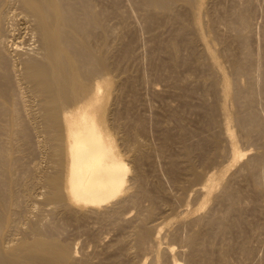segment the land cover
I'll list each match as a JSON object with an SVG mask.
<instances>
[{"label": "rangeland", "instance_id": "obj_1", "mask_svg": "<svg viewBox=\"0 0 264 264\" xmlns=\"http://www.w3.org/2000/svg\"><path fill=\"white\" fill-rule=\"evenodd\" d=\"M103 1H104V3H102ZM113 1L112 0H110V1L109 0H102V1L95 0V2H94L92 0L90 2V5H89V3L87 4L90 6V10L92 12L94 10H96V11L98 10V12H99L102 10V8H104V7L108 8L109 7L108 13L105 15V18L102 19V21H101V23L102 22L103 23L106 22V23L101 24L98 21L93 22L91 20L92 24L91 23L89 24L90 25L89 26L90 27V29H89L90 34L88 33L87 36L89 35L88 39H90V37L92 39H94V44H93V40H92V50L93 51H100V50L104 49V51H100V52H104V53L107 52L106 54H108V55H106V60H107L106 62L108 63V68H107L108 70L107 69L105 70L103 68L102 69L98 68L99 70L95 71L96 79H102V77H104L105 74L108 77L107 81H105V83H104L105 85L102 87L103 88L102 90L105 91L104 92L105 96H103L104 98H103V100H101L100 116H101V119L102 118L104 119V120L102 119V122L106 124L105 128L108 130V132H110V134H112V136L114 135L113 137L115 139L117 147H118L119 151L121 152L122 156L124 157V159L129 163L130 169H129V175H128V181H127L128 185L126 184L127 186H125L126 190L124 189V191H123L124 193L122 192L121 193L122 195H119L118 196L119 198L117 197L118 200L112 199V201H109L108 204L106 203L103 206H101L99 209H96V211L95 210L92 211L89 206H86L84 204H77L74 202L73 203L69 202L68 198H66L67 201H66V199L64 200V203L66 204L65 205L63 202L59 201L61 203L60 204L57 200L54 201V199L52 200V198H50V196L48 197V195H49L48 190L49 189H47V188H49V187L47 185H45V182H43V179L45 177L44 175H46L48 173L55 172L54 170L56 169V167H55L56 164H54L55 163V156L53 154L52 138H51V135L48 134L49 131L47 130V128L45 127V124H44L45 120L41 116L42 111H41V107H40V105H41L40 100L42 101V99H40V98H42L41 97L42 95L39 94V96H38V94L34 92V88H32L30 84L23 85L25 83L22 81H21L22 82V84H21L20 81L17 80V78H16L17 76L15 75V72L12 69V63L16 64L17 68H19L22 64L18 58L19 53H17V52H23V53L27 52V51L30 52L31 50L28 47H33L31 45H34V46L38 45L39 41H38L37 34L34 32L32 22L31 23L29 22L30 18L26 14L27 12L23 8H22L23 10L19 9V8H21V6L20 5L18 6L17 2L15 3V1H14L13 4L11 5L10 9H9L10 12L8 11L7 18H6V20H4V23L7 26L6 27L4 26L5 35L3 34L4 35L3 37H5V38H3V39H6V40H4V43L7 44V46L5 45L6 54H8L7 55V61H9V62L6 61L7 65H8L7 70L10 68L9 69L10 71H8V73L10 72V74L7 75V78L10 79L9 81H11L9 86H8L9 88L7 87V97L10 95L9 97H11V99L8 102H6V105H11L13 107L14 104H17V105L20 104L19 105V111L16 110L18 108L17 105L15 107H13L15 109V112L17 111L16 113H18V112L20 113V111L22 109H24L23 108L24 107V101L27 99L28 100V101L26 100L27 103L28 102L30 103V104H27V105H29L28 107H30V108H28L29 112H27L25 109V110H22L23 112L21 111V113H20L21 114L20 120L22 119V121L24 120L23 123L25 122L24 125L22 126L23 129H22V127H19L22 124L21 125L19 124V126L16 125L17 128L19 127L18 128L19 130L21 128V131H19V134H18L19 135L18 140H21V141H19V145H18L19 148L16 152L17 154H19V155L16 154L17 156H19L17 158H20V159H18L19 161L17 160V162H16L18 164V166L15 164L14 168L16 169V174L18 176H20L22 182L26 176L27 179L29 178V180H28V181H30L29 185L34 184V185H32L34 187L32 188V186L30 185L31 187H30L29 191L32 190L30 192V194H28L29 191H28V193L25 192L27 194H25L24 191H21L23 188L19 189V192L22 193L21 195H19V197H21V198H19L21 203H18L19 200H17L18 204L15 203L16 207L15 206L14 207L16 208L15 209L16 213H18V211H19L18 214L21 215V217H20L21 219L19 218L20 215H16L18 218H16L15 222H17L16 225L18 224V227L16 225H14L15 223L13 222L12 231H11V229H7V227L5 229H3L5 231L7 229L6 233L4 234L3 239L9 241L11 238H13V240H15L14 243L17 242V239L20 240L26 236H28V238L31 239V237L35 236L34 234H36V232L32 230L33 229L32 226L33 225L37 226V224L40 222L38 224L37 228L39 230H41L43 233L45 232L44 235H46L48 238L50 236V239L52 237V239L58 238V239L62 240V242L67 241L75 249V253L78 251L75 254L76 255L75 257H77L78 259L80 258L81 260L83 259L82 263H84V264H99V263L100 264H106V263L118 264V262H117L118 260H119V262H125L126 260L131 261L132 259L136 260L135 259L136 258V252L134 250H137L138 246L136 244V240H135L136 238H134L136 236L135 232H137L136 230L139 227L140 220L142 221V219L145 215L144 212L145 211L147 212L150 207H156L155 209L150 208V210H153L155 212H152L150 217L149 216H148V218L146 217L147 219H145V217H144V219L148 221L146 223L150 224V226H154L153 228H155V226H157V228L160 227L163 224L159 225V223H161L165 220L166 221H170V219L172 220L173 224L170 226L173 227V229L165 226V227H163L164 228L163 233L166 232L168 230V228H169L168 232H170L171 230H174V228L178 224H177V222H173V220L176 221L177 220L176 216L178 215V213L179 212L181 213V211L183 212L184 209H187L183 213L187 212L188 210L193 212V213H191L190 211H188V213L190 212L192 215L190 213L187 214L186 215L187 219L188 218L192 219L195 217H199V219H200L199 220L198 218H196V219H194V221L198 220L197 223L193 222L194 225H196L195 229L198 227L197 230L206 229V228H208V226H209V228H211L210 227L211 222L209 224V221L213 220L217 223L218 228L216 227V225H213V227L217 228V229L216 228H213V229L214 230L216 229V231H215L216 234L220 233V231H221V233L218 235H216L214 233L215 234L214 236H216L215 237L216 239H214V238L213 239L215 240L216 244H214L213 247L216 248V247H219L222 244H226V243L233 246L235 249H233L234 251L231 254L232 256L231 255L229 256V260H230L229 262L230 263H235V262H236L235 264H250V263L256 264V262H257V264L263 263L264 262V260H263L264 259V254H263L264 250H262V249H264L263 248L264 246L262 247V245H264V205H263L264 204V196H263L264 192H262V191H264V182H262V181H263V177H264L263 176L264 166L263 167L259 166V169H258L259 173H257V174H259L258 177H260L261 176L260 173L262 172L261 173L262 176L260 177V179L258 178V180H257V178H254L252 176V173H253L252 170L250 168H247V166H245L246 165L245 163L252 156L254 157V155L255 156L259 155V153L261 151L264 152V149H263V147H264V134L261 135V131L264 130L263 129L264 127L262 128V130L260 132L259 131H257L256 133L254 132L255 134L253 133L252 136H249V135L245 134L246 130L244 129L243 126H241V123L238 121L237 114L242 115V116H246L247 111H248L247 108L249 107V101H247L246 99L250 100V98H252L253 96L258 97V95L260 96L261 94L264 93L262 90V88H264V72H263L264 69L260 67V65L264 67V61H263L264 60V57H263L264 56V46H263L264 45V34L263 33L264 32H262V29L264 31V27H263L264 26V0H197V1L195 0L197 2V3L195 2L196 5L194 4L193 0H172L169 3L170 5H168L167 7H161L158 5H148L147 4L150 8L143 2V0H120V1L115 0V2H116L115 4L112 3ZM242 1H243V4H242ZM84 2L85 1L83 0V3ZM237 4H239V5H237ZM216 6H217V8H216ZM159 7H161V8H159ZM203 7H205V8H203ZM232 7H235L234 8L235 10ZM236 7L240 8L245 16H246V14H247V16H249L251 14L250 17L246 16V18L248 19L246 22L247 24H244V22H240L238 20V18H237V10L238 9ZM242 7H243V10H242ZM80 10H79V12H80ZM246 11L249 13H247ZM255 11H256V14H254ZM84 12H86V11H84ZM203 12H204V14H203ZM224 12H225V16H224ZM81 13H83V12H81ZM131 13H132V15H131ZM180 13L182 14V16ZM154 14L158 15V17L154 16ZM216 14H218V15H216ZM84 15H86V14H84ZM8 16H9V18H8ZM177 17H179V18H177ZM191 17H193V18H191ZM230 18H231V20H230ZM189 19L190 20L192 19L191 21L196 19L197 22L193 21V23H192L191 21H189ZM203 20H204V22H203ZM231 21L233 24L231 23ZM184 22H185V24H184ZM188 23H189V25H188ZM194 23L200 24V25H198L199 27L197 25H195ZM183 24H184V26H183ZM193 26H195V27H193ZM245 26L248 27L247 28L248 30L245 28ZM106 27L108 28V31H107ZM103 28H105V30L107 31L106 34H103V32H102L104 39L106 38L107 35H108L107 37H109V38H106L107 40L105 39L104 41L106 42L108 40L109 41L111 40L110 42L108 41V43H105L103 40H102V42L100 41V39L103 38L102 34H100L101 31L103 30ZM190 28H192L193 30ZM195 28H196V30H194ZM199 28H201L200 31H199ZM207 29H208V31H207ZM180 30H181V33H180ZM244 30H246V33L243 32ZM201 31H204V32L206 31L207 33L206 32L204 33ZM240 31H242L243 33ZM199 32H201V34L202 33L203 34L202 35L200 34V36H199ZM214 34H215V37H214ZM237 34L239 35V38H238ZM240 34H241V36H240ZM249 34H250V36H249ZM179 35H180V37H179ZM193 35H194V38H193L194 42L192 43L189 41V39L191 38V36L193 37ZM212 36H213V39H212ZM246 36H247V39H246ZM33 39L34 40L36 39L37 42L34 41ZM260 40H261V42H259ZM6 41H7V43H6ZM212 41H213V43H212ZM239 41H241V42H239ZM31 42H32V44H31ZM205 42H208V43H205ZM202 43H204V44H202ZM248 43H249V45H248ZM213 47L215 49H213ZM246 47L248 49H251L250 52H248L249 50ZM14 49L17 50V52L14 51ZM227 49H229V50H227ZM202 51H204V52H202ZM222 51H223V54H222ZM233 51L235 54L233 53ZM243 51H245V52H243ZM15 52L17 53V55H15L16 54ZM170 53H172V54H170ZM249 53H251V54H249ZM252 53L253 54L256 53V55L255 54L252 55ZM230 54H231V56H230ZM207 55L209 56V58ZM211 55H213V57L215 56L216 60H212L214 58H212ZM258 55L261 58H259ZM210 56H211V59H210ZM234 56H236V58L240 57L239 59H241L243 57V59H241L243 62L248 61V57L251 56L252 58L249 57V59L251 58L252 62L255 61L254 63H252L254 65H252L251 67L249 66L250 69L248 67L246 69V71L247 70H249V71H247V72L244 71L245 68L242 70L236 71L233 68L232 64L230 63L232 61V59L235 58ZM245 56H248V57H246V59H244ZM253 56L257 59L259 58V60H261L262 62H260L259 60H256ZM93 58L94 57H92V59ZM205 58H208L207 61ZM209 60L210 61L212 60L213 63L210 62ZM203 61H204V63H203ZM208 61H209V63H208ZM257 62L258 63L260 62L261 64L260 63L258 64ZM210 63H212L214 65H212ZM255 63L259 66H256ZM94 64H95V62L93 63V65ZM230 64H231V67H230ZM210 65H211V67H210ZM224 65H226V66H224ZM211 68H213L214 71ZM254 68H256V69L253 70ZM100 69L102 70V74L98 75L99 73H101ZM257 69H258V71H257ZM3 70H4V67H3V69L0 67V74L1 75H2V73L4 74ZM232 70H233V72H232ZM261 70H262V72H260ZM103 71H104V74H103ZM106 71H107V73H106ZM218 71H220L219 75L222 77V82H221V77L218 75V73H216ZM242 71H243V73H242ZM251 72H253V73H251ZM231 73H234V75L236 73L237 75L232 76L233 74H231ZM238 73H239V75H238ZM102 75H104V76H102ZM261 76H263V77H261ZM233 78H235V79H233ZM258 78H262L261 79L262 84L260 81H258V80H260ZM217 79H218V81H217ZM236 79L238 80V84H235V83H237ZM227 80L228 81L231 80V81L228 82ZM219 81L221 82L222 85L220 84ZM16 84L18 85L17 87H16ZM20 84H21V87H19ZM230 85H231V87H227ZM235 85L236 86L240 85L239 88L243 89V91H244L242 94L244 97L242 96L240 101H239V99L234 97L235 96V94H234L235 89L233 87ZM255 85H257V87H255ZM22 86H24L25 88L27 87V88L26 89L22 88ZM213 86L216 90L213 88ZM221 86H223L225 88H223ZM28 88L30 89L29 91H27ZM210 88H212V89H210ZM220 88H221V90L223 88L224 92H222L220 90ZM228 88H231L230 89V96H228L229 94H226L229 91ZM253 88H254V90L252 92ZM22 89H24V91ZM213 89L215 90V93L217 92L216 94H214ZM259 89H260V91L262 90L263 93L262 92L260 93V91H258ZM249 90H251V91H249ZM30 91L32 92V94H29ZM257 91L259 92V94H257L258 93ZM8 93H10V94H8ZM22 93H24V94H22ZM26 93L30 97H28V96L26 97V95H25ZM221 93L225 94L227 97L224 96V98H222L223 95ZM18 94L21 96H19ZM219 94H220V96H219ZM33 97H35V99H39V102H38V100H35V99H34V101H31L32 100L31 98H33ZM38 97H40V98H38ZM217 97H218V99H217ZM228 97H229V99L234 97L236 101H234V98H232L233 101L229 100V101L225 102L226 101L225 99H227ZM22 98H24V99L22 100ZM243 98H245L244 100H246L245 103H242L244 101ZM261 98H262V100H261ZM261 98H259V100H258V98H256L257 101L255 100V104L254 103L253 104H254V108L256 109V112L258 113L260 120H262V122L264 124V108H263L264 107V99H263L264 94H263V97L261 95ZM18 99L20 101H18ZM221 99H224V100H222L224 102H221ZM217 100H218V102H217ZM219 100H220V103H219ZM13 101H14V103H12ZM235 102L237 103V105ZM31 103H33L35 107ZM213 103H215V104H213ZM225 103H229V104H225ZM36 104H38V105H36ZM218 104H219V106H218ZM221 104H225V105L223 106ZM260 104H262V105L260 106ZM31 105H32V108H37V107L38 108L34 109L35 110L34 111L31 108ZM220 105L222 108L223 107L225 108L226 105H227L226 108H229L228 109L229 111H227V115L231 116V117H229V128L231 130V133L237 134L235 136L239 137V139H238V137L236 138L232 134V139H233L232 141L233 142L229 138H227V136L224 132V124H225L224 121L226 120V117H227V115L225 114V111L227 109L225 108L226 109L225 110L223 108L222 112H221ZM231 105H232V107H231ZM20 106H23V107H20ZM236 106H237V108H236ZM241 107H243V108H241ZM211 108L213 111L210 110ZM230 108H232V109H230ZM233 108L237 109V110L235 111ZM259 108H260V110H259ZM30 109H31V112H30ZM215 109H216V111H215ZM240 109H242V110L240 111ZM232 110L234 111V113L232 112ZM37 111H38V113H37ZM210 111H212V114L215 115V117L212 116ZM25 112H27L29 114L35 113V115H32V114L27 115V113H25ZM39 112L41 114H39ZM219 112H221L222 114L224 112L223 116H221V113L219 114ZM237 112H239V113H237ZM241 112H242V114H241ZM22 115L23 116L27 115L28 116V117L26 116L27 119L25 117L23 119ZM216 115H217V117H216ZM219 116H220V118H219ZM260 116H262V117H260ZM29 119H31V120H29ZM34 119H35V121H34ZM209 119L210 120L212 119L211 122H209ZM221 119L224 121L222 122ZM230 120H231V122H230ZM235 120L238 121V124L236 123ZM113 121H114V123H113ZM20 123H22V122H20ZM210 124H211V126H210ZM214 125H215V127H213ZM218 125H219V127H218ZM26 126H28V127L26 128ZM208 126H210L209 129H207ZM231 126L233 127V129H231ZM42 127H43V130H42ZM131 127H133V128H131ZM24 128H25V130H24ZM45 129H46V131H45ZM133 129L135 130L136 134L134 133ZM213 129H214V132H212ZM220 129H223V130L220 131ZM238 129H239V131L240 130L241 131L239 132ZM209 130H211V131H209ZM232 130H234L235 132H232ZM203 131H204V133H203ZM4 132L5 131L2 129V133H4ZM200 132H201V134L202 133L203 134L200 135L199 134ZM205 132H206V135H205ZM240 133H241V136L239 135ZM127 134L129 137L131 136L130 138L127 136L128 139L126 137ZM222 134H223V136H222ZM20 135H21V137H20ZM213 135H215V136H213ZM257 135H258L259 139H258V137H256ZM178 137H180V138H178ZM200 137H202V139L205 141H203ZM215 137L221 138L219 140H221L222 142L217 140ZM120 138H121V140H120ZM131 138L133 141L131 140ZM129 140H130V143H129ZM134 140H136L135 141L136 143H133L134 144L133 145L132 142H134ZM236 140H239V142H241V143L238 145V141L236 142ZM217 141L219 144L216 143V145L214 146L213 145V144H215L214 142H217ZM20 142H21V146H20ZM211 142H212V144H211ZM258 142H259V145L257 144ZM49 144H50L51 148L49 147ZM136 144H138V145L136 146ZM222 144H224V146ZM260 144L262 145V148H261ZM199 145H201V146H199ZM230 145H231V147H230ZM220 146L224 147V148L227 147V149L223 150V148H221ZM232 146H235L236 148L242 147L243 149L241 148V152H243V151L247 152L248 155H245V156L248 158L246 159L245 156H242V157H244V159L241 157L240 160H238L240 163H238V161H236V162L232 161L231 162L232 156H230L229 154H232V153H230L231 152L230 148H232ZM41 147L43 148V150ZM244 147L246 148L245 150H244ZM137 148H139V150H137ZM213 148L216 150H214ZM19 149H21V151ZM140 149L144 152H141ZM229 149H230V151H229ZM205 150H206V152H204ZM126 151H127V153H126ZM219 152H220V154H219ZM224 152H225V155L223 154ZM252 152H253V154H252ZM254 152H256V153H254ZM263 152H262V154H264ZM214 153H216V155ZM139 154H142V155L144 154L143 156H145V157H143L142 155H139ZM206 154L208 156H206ZM226 154H228L229 159H228ZM52 155H53V157H52ZM213 155H215V156H213ZM22 157H23V159H22ZM204 157H206V158H204ZM225 157L227 159H225ZM202 159L204 160V162ZM205 159H207L208 161L207 160L205 161ZM228 160H230V161H228ZM243 160H244V162H243ZM222 162H223V164H222ZM229 162H231L230 166L227 167L226 164H228ZM234 162H235V164L236 163H238V164L234 165L233 164ZM138 163H139V165H138ZM242 163H244V166ZM28 165H29V169H31V167H32L31 170L28 169L29 174L31 175L30 177H27L26 174L24 175V173H22V170L28 168ZM135 165H137V166L134 167ZM220 165L223 168L226 166L227 169L226 168L219 169ZM238 165H239V167H238ZM216 167H218V168H216ZM245 167L249 171L250 170L251 171L250 172L247 171V169ZM190 168H193V169H190ZM260 168H261V170H260ZM216 169H219V171L220 170L222 171V172L221 171L219 172L217 170V173L218 172L220 173V174H218V175H220V179L223 175L224 176L222 177L223 179L220 181L219 186L217 185L218 187H216L219 191L217 189H215L214 190L215 192H213V194H212V195H214L216 200L213 199V196L211 197L210 195H208L209 200H210V197H211V200L207 201V199H208L207 196H205V193H203L201 190H199V187L206 181L208 175H210L211 173H213V174L216 173L215 172ZM231 169L233 171L235 170L237 173H239L241 170H242V172L237 174L235 171L233 172ZM236 169H238V170H236ZM239 169H241V170H239ZM162 170H164V171H162ZM223 170H225L226 172ZM31 171L34 172L33 173L34 175L32 174ZM189 172H192V173H189ZM198 172L199 173L201 172V174H199ZM194 173H198L197 176H194ZM221 173H223V174L221 175ZM225 173H227V175ZM247 174L251 178L253 177L254 180L251 179ZM35 175H38V176H35ZM40 175L42 177H40ZM229 176H230V178H229ZM32 177H34V178L37 177V178L34 179ZM244 177H245V179L243 180L242 178H244ZM26 178H25V181H27ZM218 178H219V176H218ZM225 178L227 179L229 184L232 182L231 183L232 185H236V187L239 186L238 188H240V190L242 192L241 193L242 196L240 198H242V199H241V201H239V204L237 206L241 207L242 210L239 209V211L234 210L232 212H228V213L226 212L227 208H225V207H227L228 204L222 198L223 194L219 193V192H223V190H221V188L225 185V183L227 184V181ZM232 178H233V180H232ZM32 179H34V180H32ZM39 180L42 181L43 183L42 182L38 183V182H40ZM230 180H232V181H230ZM255 180H257L258 183H253V182H255ZM199 181L201 182V184L199 183ZM178 182H180V183H178ZM181 183H183V185ZM223 183H224V185H222ZM259 183L261 186L259 185ZM136 184H137V186H135ZM140 184L142 187L140 186ZM157 184H159L160 186ZM241 185H242V187H241ZM246 185H248V187L249 186L250 187L246 188L245 187ZM258 185H259V188H258ZM186 186H187V188H186ZM143 188H145V189H143ZM147 188H150V189L147 190ZM151 188H153V189H151ZM158 188L160 189V191H162V190L163 191L160 192ZM163 188H165V189H163ZM251 188H254V189H251ZM191 190H192V192H191ZM196 190H198V192ZM147 191H150L149 193H151V195L155 191L158 192V193H156V192L154 193L153 197L156 196L154 198V201L149 199L150 196L146 195ZM216 191H218V192H216ZM255 191H256V195L254 193ZM190 192H191V194H190ZM201 193H203V194H201ZM245 193L247 195H245ZM188 194H190V195L187 196ZM25 195H27L28 198ZM179 195H181V196H179ZM200 195H201V197L198 198L197 196H200ZM136 196L138 198V202L136 201L134 204V201H132V199H133V197H136ZM245 196L247 197V199L244 198ZM127 197H129V199ZM146 197H147V199H146ZM174 197H176V198H174ZM177 197L179 200L177 199ZM25 198H26V200H25ZM217 198H219V199H217ZM29 199H30V201H29ZM31 199H33V200H31ZM120 199L123 201V203L119 202ZM173 199H174V201L176 200L175 203H177V204L174 203ZM115 200L118 203H120V205L117 204V202ZM124 200H126V201L124 202ZM185 200H187V203H185L186 202ZM189 200L190 201L193 200L194 201L193 204H192V202H188ZM201 200L204 203H202ZM243 200H244V202H242ZM36 201H38V202H36ZM179 201L182 202L184 205L182 203H180L181 205H179ZM250 201H252V203ZM52 202H55V204ZM152 202H155V203H152ZM199 202H201L203 205L204 204L206 205V206H204L205 210L203 208V205H201ZM221 202H223V203H221ZM115 203L117 205H115ZM189 203H191V204H189ZM241 203L244 205H242ZM70 204H72V205H70ZM112 205H114V207L118 206L117 208L119 211L115 212V213L116 214L119 213L120 215L118 214L119 215L118 216L114 212H111V213L112 214L114 213L113 215L118 216V218L121 217L120 218L122 220L121 224H120L121 220L118 219L119 220L118 221L115 219L117 217L114 216L115 218H113V216H110L111 215L110 209H112V207H113ZM186 205L190 206V207H185ZM70 206L73 207L74 211H76L77 213L73 212L72 208L70 209ZM193 206H194V209H193ZM220 206L222 207L221 210H220V208H221ZM67 207H68V209H67ZM200 207L203 209H201ZM243 207H245V208H243ZM175 208H176V210H175L176 212L173 210ZM178 208L180 211L178 210ZM180 208L181 209L183 208V210H181ZM188 208H190V209H188ZM199 208L201 210H204V211H201ZM18 209H20V210H18ZM195 209L200 210V211L197 210V211H199L198 216L196 214L197 212L195 211ZM206 209H207V211H206ZM212 209L215 213H212L213 212ZM68 210L70 212H68ZM21 211H23V214ZM194 211H195V213H194ZM208 211H210V212H208ZM240 211L241 212L243 211V212L241 213ZM239 212H240L241 216H240ZM71 213H73V214H71ZM175 213H177V214L175 215ZM39 214H40V216H38ZM65 214L67 217L65 216ZM76 214L77 215L83 214L82 220H81V218L75 219L76 217L74 215H76ZM84 214H87V216L85 217ZM201 214H203V215H201ZM210 214H212L211 218L208 217V215L210 216ZM219 214H221L220 217H219ZM244 214H246L247 216ZM23 215H24V217H23ZM102 215H104V216H102ZM188 215H190V217ZM95 216H97V217H95ZM141 216H142V219H141ZM172 216H173V219L171 218ZM204 216H205V219H204ZM39 217H41V218H39ZM174 217H176V219ZM222 217H225L226 223L221 224V227H220L219 221H223ZM242 217H244V218L246 217V218L243 220ZM35 218H36V220H35ZM17 219H18V221H17ZM230 219L232 221H234V223ZM93 220H94V222H93ZM113 220L117 221L116 224L119 222L121 227L118 224L116 226ZM241 220H242V223H241ZM158 221H159V223H158ZM228 221L232 222L233 225H231V223H229ZM215 222L213 224H216ZM20 223H22V224H20ZM31 223H32V226H31ZM64 223H66V224H64ZM133 223H135V224H133ZM198 223H199V226H198ZM206 223H208V225ZM250 223L252 225H250ZM141 224H142V222L140 223V225ZM225 224H227V226H225ZM203 225H205V226H203ZM39 226H41L42 229ZM235 226H236V228H235ZM250 226H252V227H250ZM253 226H254V228H253ZM23 227H24V229H23ZM204 227H206V228H204ZM14 228L16 231L13 230ZM251 228H253V229H251ZM223 229L224 230L227 229V232L225 233ZM238 230H240V231L238 232ZM241 230H244V232L243 231L241 232ZM249 230L251 231V233H249L250 232ZM10 231L13 233L11 234ZM81 231H82V233H81ZM228 231H230V232H228ZM14 232H16V233H14ZM245 232H247L249 234L247 237H249L248 243H251V244H249V246L252 248L251 256L245 255L244 253H241V251L239 249V245L241 242L240 243H238V242L243 241V240H241V238L242 239L244 238V236H242V235H245ZM7 233H10L9 236ZM23 234H24V237H23ZM221 234L222 235L224 234L225 236L224 235L222 236ZM237 234H239V235H237ZM52 235L55 237L53 238ZM131 235L133 238L131 237ZM10 236H11V238H10ZM121 236L124 237V240L120 239ZM234 236H235V238H234ZM167 237L162 238V245H164V243H165L163 241L170 240V237L169 236H167ZM221 237H222V239H221ZM90 239H91L92 243L90 242ZM179 239H180V237H179ZM238 239H240V240H238ZM261 239H262V242H260ZM121 240H122V243H120ZM180 240H182V238ZM205 241L204 242L201 241L203 247L208 246L207 244L209 242L207 240H205ZM219 241H221V242L223 241V242L221 243ZM177 242H179V241L177 240ZM177 242L175 241V244ZM233 242L235 244H233ZM110 243H112L113 245H111ZM84 244H85V246H84ZM178 245H179V243H178ZM208 247H210V246H208ZM123 249H126V250H123ZM128 250H130V251L132 250V251L130 252ZM125 251H126V253H128V252L129 253L126 255ZM138 251H140L139 254L141 255V257L138 256L137 259L140 258V261L138 262V260H137V261H133V262H135V264H137V262H138V264H144V263L145 264H151L150 260L148 261V256H147V258H145L147 253L143 252L140 248H139V250H137V252ZM236 251L238 253H236ZM260 251L262 252V254ZM201 252H202V255H201ZM201 252L199 254H197V257H198L197 258V264L199 262H200V264H202L201 256L203 259V257H204L203 254H205V252L204 251H201ZM130 253H132V254H130ZM233 253H234V255H233ZM254 254H255V256H254ZM258 254H259V256H256ZM119 257H122L124 260L123 259L120 260ZM259 257H261V259L262 258L263 259L261 260V259H259ZM144 258L147 260H145ZM233 258H235V259H233ZM251 258H252V260H251ZM84 260H86V261H84ZM142 260H144L145 262ZM256 260H258V261H256ZM129 261H126V262H129ZM141 261H142V263H141ZM181 261H182V259H181ZM247 261H248V263H247ZM91 262H93V263H91ZM133 262L131 261L129 263H133ZM182 262H183V264H186L184 261H182Z\"/></svg>", "mask_w": 264, "mask_h": 264}, {"label": "bare ground", "instance_id": "obj_2", "mask_svg": "<svg viewBox=\"0 0 264 264\" xmlns=\"http://www.w3.org/2000/svg\"><path fill=\"white\" fill-rule=\"evenodd\" d=\"M15 1V3L17 2L18 3V6L20 5L21 8L19 9H24L26 12V14L28 15V17L30 18V23L32 22V26H33V29H34V32L37 34V37H38V45H31L33 47H28L31 51H27V52H17V50L14 49V51H16L17 53H19L18 55V58L20 60V62L22 63L21 66L19 68H17L16 64L12 63V69L13 71L15 72V75L17 76V80L20 81V83L22 84V82H24L25 84L23 85H27V84H30L32 88H34V92L40 95H42L38 98L42 99V101L40 100L41 102V111H42V114L39 112V114H41V116L43 117V119L45 120V127L47 128V130L49 131L48 134L51 135V138H52V143H53V154L55 156V163L56 164V169L54 170L55 172L53 173H48L46 175H44V179H43V182H45V185H47L49 188L48 191H49V195L48 197L50 196V198H52V200L54 199V201H60V202H63L64 203V200L66 198H68L69 202H74V203H77V204H84L86 206H89L90 209L92 211H96V209H99L101 206H103L104 204H108L109 201H112V199H117V197L119 195H122L121 193L124 191V189L126 190L125 186H127L128 184V175H129V163L124 159V157L122 156L121 152L119 151L118 147H117V144L115 142V139H114V135L112 136V134H110V132H108V130L105 128V123L102 122V119H101V116H100V111H101V100H103V96H105L104 92L102 89V87L105 85V81H107L108 77L104 75V77H102V79H96L95 77V71L96 70H99L98 68H103V69H107L108 68V63L106 62V53L104 52H100V51H104L103 50H100V51H93L92 50V40H93V44H94V39H92L90 37V39H88L89 35L87 36V34L89 33L90 34V23H91V20L93 22H99L101 23L102 19L105 18V15L108 13V8L107 7H104L102 8L101 11L98 12V10H94L93 12L90 10V2L92 0H84L85 2L83 3V0H0V67L3 69L4 67V74L2 73V75L0 74V264H84L82 263V260L77 257H75L76 253H75V249L72 247L71 244H69L67 241L65 242H62V240L58 239V238H54L55 236H53L54 239H50V236L49 238L44 235V233L39 230L37 227H38V223L37 226L33 225L32 226V223H31V226L33 227V231L36 232V234H34L35 236L31 237V239L28 238V236L24 237V234H23V237L22 239L18 240L17 239V242H15V240H13V238H11L10 236V240L7 241V240H4L3 237H4V234L6 233L7 229H11L12 231V226H13V222L15 223L14 225H16L17 222L16 221V218H18L16 215H20L18 213H16L15 211V203H17V200H19V195H21L22 193L19 192V189L20 188H23L21 191H24L28 193V191L30 190V187L34 184H30V181L29 178L27 179L26 176L25 178L27 179V181H25V178L23 180V182L21 181V178L20 176H18L16 174V169L14 168L15 167V164L18 166V164L16 163L18 159L20 158H17L19 156V154H17V150H18V145H19V141L21 140H18V137H19V131H21V128L20 130L18 129L19 127H22L24 125L22 119L20 120V113L22 110H25L27 112H29V109L30 107H28L29 105L27 104H30L29 102L27 103V101L25 100L24 101V107L23 106H20V107H23L24 109H20V113H16L15 112V109L13 107H15L17 104H14V106L12 107L11 105H6V102H8L11 97H7V87L9 86L10 82L9 81L10 79L7 78V75L10 74V72L8 73V71H10L9 69L7 70V55L6 54V47L5 45L7 46V44L4 43V40L6 39H3L5 37H3L5 35L4 31V26L6 27L7 25H5L4 23V20H6L7 18V15H8V11L11 7V5L13 4V2ZM95 2V0H93ZM102 1V0H100ZM110 1V0H109ZM113 1V0H112ZM120 1V0H119ZM172 0H143V2L147 5H158V6H161V7H167L168 5H170L169 3L171 2ZM197 1V0H196ZM195 0H193L194 4L196 2ZM98 2V1H97ZM138 2V1H137ZM189 2V1H188ZM215 2V1H214ZM219 2V1H218ZM259 2V1H258ZM89 3V5H87ZM104 3V1L102 2ZM112 3H116L115 0L112 2ZM174 3V2H173ZM197 3V2H196ZM227 3V2H226ZM230 3V2H229ZM240 3V2H239ZM99 4V3H98ZM131 4V3H130ZM193 4V3H192ZM234 4V3H233ZM242 4H243V1H242ZM17 5V4H16ZM133 5V4H132ZM147 5V6H148ZM196 5V4H195ZM220 5V4H219ZM218 5V6H219ZM235 5V4H234ZM239 5V4H237ZM254 5V4H253ZM206 6V5H205ZM96 7V6H95ZM115 7V6H114ZM133 7V6H132ZM149 7V6H148ZM159 7V8H161ZM209 7V6H208ZM214 7V6H213ZM238 7V6H237ZM236 7V8H237ZM249 7V6H248ZM247 7V8H248ZM139 8V7H138ZM150 8V7H149ZM205 8V7H203ZM217 8V6H216ZM215 8V9H216ZM220 8V7H219ZM233 9L235 7H232ZM253 8V7H252ZM12 9V8H11ZM22 9V10H23ZM82 11H81V10ZM126 9V8H125ZM168 9V8H167ZM237 18L240 22H244V24H247V14L246 16L244 15V13L241 11L240 8H237ZM255 9V8H254ZM80 10V12H79ZM133 10V9H132ZM227 10V9H226ZM235 10V9H234ZM242 10H243V7H242ZM252 10V9H251ZM260 10V9H259ZM12 11V10H11ZM20 11V10H19ZM86 11V12H84ZM127 11V10H126ZM217 11V10H216ZM10 12V11H9ZM83 12V13H81ZM92 12V13H91ZM210 12V11H209ZM247 12V11H246ZM261 12V11H260ZM216 13V12H215ZM249 13V12H247ZM86 14V15H84ZM138 14V13H137ZM181 14V13H180ZM186 14V13H185ZM184 14V15H185ZM204 14V12H203ZM256 14V11L255 13ZM25 15V14H24ZM132 15V13H131ZM183 15V16H184ZM211 15V14H210ZM218 15V14H216ZM215 15V16H216ZM251 15V14H250ZM247 16V17H250ZM92 16V17H91ZM118 16V15H117ZM120 16V15H119ZM129 16V15H128ZM154 16H157L158 15H155ZM164 16V15H163ZM180 16V15H179ZM182 16V14H181ZM204 16V15H203ZM212 16V15H211ZM224 16H225V12H224ZM25 17V16H24ZM27 17V16H26ZM27 17V18H28ZM162 17V16H161ZM189 17V16H188ZM214 17V16H213ZM252 17V16H251ZM9 18V16H8ZM92 18V19H91ZM167 18V17H166ZM179 18V17H177ZM185 18V17H184ZM183 18V19H184ZM193 18V17H191ZM122 19V18H121ZM186 19V18H185ZM184 19V20H185ZM251 19V18H250ZM27 20V19H26ZM152 20V19H151ZM192 20V19H191ZM189 19V21H191ZM223 20V19H222ZM231 20V18H230ZM236 20V19H235ZM253 20V19H252ZM28 21V20H27ZM104 21V20H103ZM107 21V20H106ZM126 21V20H125ZM156 21V20H155ZM186 21V20H185ZM193 21H196L193 20ZM193 21H191L193 23ZM214 21V20H213ZM8 22V21H7ZM197 22V21H196ZM204 22V20H203ZM207 22V21H206ZM218 22V21H217ZM226 22V21H225ZM237 22V21H236ZM98 23V24H99ZM103 23V22H102ZM101 23V24H102ZM106 23V22H104ZM103 23V24H104ZM108 23V22H107ZM232 23V21H231ZM92 24V23H91ZM185 24V22H184ZM183 24V26H184ZM195 25H200V24H196L194 23ZM233 24V23H232ZM189 25V23H188ZM30 26V25H29ZM104 26V25H103ZM106 26V25H105ZM182 26V27H183ZM94 27V26H93ZM102 27V26H101ZM180 27V26H179ZM190 27V26H189ZM188 27V28H189ZM195 27V26H193ZM199 27V26H198ZM197 27V28H198ZM250 27V26H249ZM253 27V26H252ZM264 27V26H263ZM262 27V28H263ZM8 28V27H7ZM110 28V27H109ZM178 28V27H177ZM212 28V27H211ZM218 28V27H217ZM237 28V27H236ZM244 28V27H243ZM245 28L247 29L248 27L245 26ZM9 29V28H8ZM14 29V28H13ZM107 31H108V28L106 27ZM192 29V28H190ZM213 29V28H212ZM240 29V28H239ZM250 29V28H249ZM255 29V28H254ZM102 30V29H101ZM179 30V29H178ZM186 30V29H185ZM193 30V29H192ZM196 30V28L194 29ZM198 30V29H197ZM201 30V28H199V31ZM203 30V29H202ZM219 30V29H218ZM248 30V29H247ZM7 31V30H6ZM100 31V30H99ZM105 30V28H103V30L101 31L100 34H106L107 32ZM174 31V30H173ZM208 31V29H207ZM252 31V30H251ZM8 32V31H7ZM32 32V31H31ZM183 32V31H182ZM201 32H204V31H201ZM201 32H199V36L201 34ZM206 32V31H205ZM204 32V33H205ZM219 32V31H218ZM242 32V31H240ZM243 32L246 33V30H244ZM242 32V33H243ZM250 32V31H249ZM262 32L263 29H262ZM179 33V32H178ZM180 33H181V30H180ZM179 33V34H180ZM195 33V32H194ZM198 33V32H197ZM207 33V32H206ZM4 34V35H3ZM7 34V33H6ZM25 34V33H24ZM102 34V36H103ZM183 34V33H182ZM203 34V33H202ZM201 34V35H202ZM239 34V33H238ZM237 34V35H238ZM259 34V33H258ZM261 34V33H260ZM264 34V33H263ZM110 35V34H109ZM184 35V34H183ZM182 35V36H183ZM192 35V34H191ZM198 35V34H197ZM196 35V36H197ZM247 35V34H246ZM35 36V35H34ZM33 36V37H34ZM94 36V35H93ZM108 36V35H107ZM106 38H109L107 37ZM181 36V37H182ZM241 36V34H240ZM250 36V34H249ZM32 37V38H33ZM137 37V36H136ZM180 37V35H179ZM198 37V36H197ZM214 37H215V34H214ZM7 38V37H6ZM105 38V39H106ZM133 38V37H132ZM184 38V37H183ZM194 35L193 37L191 36V38L189 39L190 42H194ZM234 38V37H233ZM238 38H239V35H238ZM104 36L102 39H100V41L102 42V40L104 41ZM129 39V38H128ZM179 39V38H178ZM177 39V40H178ZM181 39V38H180ZM197 39V38H196ZM212 39H213V36H212ZM223 39V38H222ZM246 39H247V36H246ZM13 40V39H12ZM34 40V39H33ZM32 40V41H33ZM107 40V39H106ZM135 40V39H134ZM205 40V39H204ZM209 40V39H208ZM211 40V39H210ZM8 41V40H7ZM6 41V43H7ZM36 41V39L34 40ZM99 41V40H98ZM109 41V40H108ZM108 41H104L105 43H108ZM111 41V40H110ZM109 41V42H110ZM122 41V40H121ZM128 41V40H127ZM182 41V40H181ZM206 41V40H205ZM242 41V40H241ZM239 41V42H241ZM248 41V40H247ZM15 42V41H14ZM37 42V41H36ZM103 42V43H104ZM183 42V41H182ZM235 42V41H234ZM233 42V43H234ZM252 42V41H251ZM261 42V40L259 41ZM30 43V42H29ZM205 43H208V42H205ZM213 43V41H212ZM246 43V42H245ZM32 44V42H31ZM96 44V43H95ZM125 44V43H124ZM204 44V43H202ZM231 44V43H230ZM15 45V44H14ZM29 45V44H28ZM101 45V44H100ZM107 45V44H106ZM120 45V44H119ZM180 45V44H179ZM226 45V44H225ZM229 45V44H228ZM241 45V44H240ZM244 45V44H243ZM247 45V44H246ZM249 45V43H248ZM247 45V46H248ZM131 46V45H130ZM136 46V45H135ZM181 46V45H180ZM252 46V45H251ZM264 46V45H263ZM100 47V46H99ZM108 47V46H107ZM164 47V46H163ZM174 47V46H173ZM183 47V46H182ZM20 48V47H19ZM25 48V47H24ZM110 48V47H109ZM181 48V47H180ZM247 48V47H246ZM252 48V47H251ZM10 49V48H9ZM26 49V48H25ZM102 49V48H101ZM125 49V48H124ZM172 49V48H171ZM213 49H215L213 47ZM245 49V48H244ZM248 49V48H247ZM20 50V49H19ZM18 50V51H19ZM27 50V49H26ZM173 50V49H172ZM177 50V49H176ZM221 50V49H220ZM229 50V49H227ZM233 50V49H232ZM250 52L251 49H248ZM262 50V49H261ZM108 51V50H107ZM205 51V50H204ZM202 51V52H204ZM219 51V50H218ZM231 51V50H230ZM258 51V50H257ZM15 52V53H16ZM128 52V51H127ZM211 52V51H210ZM221 52V51H220ZM245 52V51H243ZM247 52V51H246ZM253 52V51H252ZM263 52V51H262ZM261 52V53H262ZM17 53L15 55H17ZM27 53V54H26ZM173 53V52H172ZM170 53V54H172ZM229 53V52H228ZM227 53V54H228ZM234 53V51H233ZM239 53V52H238ZM258 53V52H257ZM13 54V53H12ZM222 54H223V51H222ZM226 54V53H225ZM232 54V53H231ZM230 54V56H231ZM235 54V53H234ZM248 54V53H247ZM251 54V53H249ZM256 55V53H254ZM252 53V55H254ZM14 55V56H15ZM215 55V54H214ZM263 55V54H262ZM208 56V55H207ZM212 60H216L215 59V56L213 57V55H211ZM211 56H210V59H211ZM239 56V55H238ZM261 56V55H260ZM92 57H94L92 59ZM218 57V56H217ZM235 58L232 59V61L230 62L233 66V68L238 71V70H242L244 69V71H246V69L254 64V62H252L251 60V57L249 59L248 56H245L244 59H246V57H248V61H245L243 62L241 59H243V57L241 59H239L240 57L236 58V56H234ZM254 57V56H253ZM259 57V55H258ZM264 57V56H263ZM17 58V59H18ZM108 58V57H107ZM209 58V56H208ZM208 58H205L206 61ZM222 58V57H221ZM255 58V57H254ZM261 58V57H259ZM259 58H255L256 60H259ZM203 59V58H202ZM212 60L210 62H212ZM225 60V59H224ZM15 61V60H14ZM121 61V60H120ZM176 61V60H175ZM205 61V60H204ZM203 61V63H204ZM208 61V63H209ZM260 62H262L261 60H259ZM264 61V60H263ZM9 62V61H7ZM95 62V64L93 65V63ZM115 62V61H114ZM113 62V63H114ZM171 62V61H170ZM178 62V61H177ZM198 62V61H197ZM228 62V61H227ZM259 62V63H260ZM176 63V62H175ZM181 63V62H180ZM193 63V62H192ZM196 63V62H195ZM213 63V62H212ZM210 63V64H212ZM215 63V62H214ZM219 63V62H218ZM225 63V62H224ZM258 63V62H257ZM258 63V64H259ZM89 64V65H88ZM110 64V63H109ZM201 64V63H200ZM231 64H230V67H231ZM256 64V63H255ZM261 64V63H260ZM19 65V64H18ZM214 65V64H212ZM217 65V64H216ZM110 66V65H109ZM174 66V65H173ZM226 66V65H224ZM256 66H259L256 64ZM11 67V66H10ZM119 67V66H118ZM211 67V65H210ZM213 67V66H212ZM222 67V66H221ZM249 67V69H250ZM261 68L264 69L263 66L260 65ZM232 68V69H233ZM100 69V70H101ZM111 69V68H110ZM113 69V68H112ZM213 70V68H211ZM221 69V68H220ZM233 69V70H234ZM252 69V68H251ZM256 68H254L253 70H255ZM259 69V68H258ZM257 69V71H258ZM108 70V69H107ZM169 70V69H168ZM229 70V69H228ZM232 70V72H233ZM214 71V70H213ZM249 71V70H247ZM246 71V72H247ZM13 72V73H14ZM100 72V71H99ZM219 72H216L218 73L219 75ZM230 72V71H229ZM228 72V73H229ZM235 72V71H234ZM262 72V70L260 71ZM264 72V71H263ZM107 73V71H106ZM227 73V72H226ZM243 73V71H242ZM249 73V72H248ZM253 73V72H251ZM259 73V72H258ZM102 74V70H101V73H99L98 75ZM103 74H104V71H103ZM215 74V73H214ZM233 74L232 76H235L237 75L235 73H231ZM260 74V73H259ZM217 75V74H216ZM215 75V76H216ZM239 75V73H238ZM243 75V74H242ZM241 75V76H242ZM261 75V74H260ZM259 75V76H260ZM97 76V75H96ZM220 76V75H219ZM246 76V75H245ZM13 77V76H12ZM221 77V76H220ZM240 77V76H239ZM238 77V78H239ZM263 77V76H261ZM4 78V79H3ZM101 78V77H100ZM215 78V77H214ZM232 78V77H231ZM237 78V77H236ZM250 78V77H249ZM8 79V80H7ZM220 79V78H219ZM235 79V78H233ZM262 84V81L261 79L262 78H258ZM14 80V79H13ZM237 80V79H236ZM18 81V82H19ZM22 81V82H21ZM218 81V79H217ZM228 81V80H227ZM231 81V80H229ZM228 81V82H229ZM220 82V81H219ZM218 82V83H219ZM221 82H222V77H221ZM220 82V84H221ZM212 83V82H211ZM234 83V82H233ZM255 83V82H254ZM259 83V82H258ZM257 83V84H258ZM21 84L19 85V87H21ZM217 84V83H216ZM235 84H238V80H237V83ZM260 84V83H259ZM260 84V85H261ZM15 85V84H14ZM218 85V84H217ZM222 85V84H221ZM226 85V84H225ZM229 85V84H228ZM18 85L16 84V87ZM236 86V85H235ZM233 87L235 90H234V94L237 99H240L242 98V94H243V89H240V85L236 86V87ZM259 86V85H258ZM6 87V88H5ZM29 87V86H28ZM122 87V86H121ZM210 87V86H209ZM208 87V88H209ZM223 87V86H221ZM227 87H231L230 86H227ZM226 87V88H227ZM242 87V86H241ZM251 87V86H250ZM255 87H257V85H255ZM9 88V87H8ZM22 88H25L24 86H22ZM27 88V87H26ZM25 88V89H26ZM31 88V89H32ZM214 88V86H213ZM225 88V87H223ZM220 90L222 92H224L223 89ZM243 88V87H242ZM261 88V87H260ZM21 89V88H20ZM19 89V90H20ZM124 89V88H123ZM126 89V88H125ZM131 89V88H130ZM212 89V88H210ZM215 89V88H214ZM213 89V90H214ZM229 91L228 93L226 94H229L228 96H230V89L231 88H228ZM256 89V88H255ZM24 91V89H22ZM30 89L28 88L27 91H29ZM105 90V89H104ZM216 90V89H215ZM215 90H214V94L215 93ZM254 88L252 89V92H253ZM263 92H264V88H262ZM262 90L260 91V89L258 91H260V93L262 92ZM10 91V90H9ZM32 91V90H31ZM30 91L29 94H32V92ZM211 91V90H210ZM220 91V92H221ZM232 91V90H231ZM251 91V90H249ZM257 91V92H258ZM212 92V91H211ZM256 92V91H255ZM262 92V93H263ZM10 94V93H8ZM12 94V93H11ZM24 94V93H22ZM211 94V93H210ZM222 94V93H221ZM259 94V92L257 93ZM264 94V93H263ZM263 94L262 97H263ZM19 95V94H18ZM26 97L28 96L27 93L25 94ZM24 95V96H25ZM36 95V94H35ZM222 98H224V96H226L225 94H222ZM261 95L258 97L256 96H253L252 98H250V100L246 99L247 101H249V107L247 108L248 111H247V114L246 116H242V115H238L237 114V119L238 121L241 123V126L244 127V129L246 130L245 134L249 135V136H252L253 133L257 132V131H261L262 128L264 127V124L262 122V120H260L259 116H258V113L256 112V109L254 108V104H255V100L257 101L256 98H261ZM21 96V95H19ZM116 96V95H115ZM118 96V95H117ZM217 96V95H216ZM220 96V94H219ZM218 96V97H219ZM233 96V95H232ZM18 97V96H17ZM30 97V96H28ZM217 97V99H218ZM227 97V96H226ZM232 97V98H234ZM244 97V96H243ZM25 98V97H24ZM22 98V100L24 99ZM221 98V97H220ZM229 97L227 99H225L227 101L231 100L233 101V99ZM247 98V97H246ZM29 99V98H28ZM32 100L31 101H34L35 97L31 98ZM245 98H243L244 100ZM264 99V98H263ZM21 100V101H22ZM30 100V99H29ZM35 100H38L39 102V99H35ZM224 99H221V102H224L222 101ZM246 100H244L242 103H245ZM262 100V98H261ZM18 101H20L18 99ZM234 101L235 98H234ZM37 102V103H38ZM103 102V101H102ZM216 102V101H215ZM218 102V100H217ZM14 103V101L12 102ZM35 103V102H34ZM219 103H220V100H219ZM232 103V102H231ZM230 103V104H231ZM236 103V102H235ZM234 103V104H235ZM254 103V104H253ZM259 103V102H258ZM33 104V103H31ZM215 104V103H213ZM212 104V105H213ZM225 104H229V103H225ZM225 104H221V105H225ZM247 104V103H246ZM6 105V106H5ZM19 105H17V109L19 111ZM38 105V104H36ZM220 105V107H221ZM233 105V104H232ZM231 105V107H232ZM237 105V103H236ZM243 105V104H242ZM258 105V104H257ZM262 104H260L261 106ZM34 106V104H33ZM219 106V104H218ZM241 106V105H240ZM35 107V106H34ZM210 107V106H209ZM216 107V106H215ZM227 107V105L225 106V108ZM229 107V106H228ZM234 107V106H233ZM244 107V106H243ZM241 107V108H243ZM256 107V106H255ZM31 108H32V105H31ZM38 108V107H37ZM37 108H32L33 110L34 109H37ZM104 108V107H103ZM218 108V107H217ZM224 108V107H223ZM221 107V112H222V109ZM224 108V109H225ZM237 108V106H236ZM264 108V107H263ZM40 109V108H39ZM227 109V110H226ZM225 110V114L227 115V111H229L228 109L229 108H226ZM232 109V108H230ZM234 109V108H233ZM239 109V108H238ZM121 110V109H120ZM212 110V108L210 109ZM219 110V109H218ZM235 111L237 109H234ZM242 109H240L241 111ZM260 110V108H259ZM35 111V110H34ZM33 111V112H34ZM209 111V110H208ZM213 111V110H212ZM212 111H210V113L212 114ZM216 111V109H215ZM245 111V110H244ZM23 112V111H22ZM25 112V113H27ZM30 112H31V109H30ZM219 112V114L221 113ZM232 112L234 113V111L232 110ZM38 113V111H37ZM239 113V112H237ZM3 114V115H2ZM23 114V113H22ZM29 113H27L28 115ZM32 115H35V113H31ZM29 114V115H31ZM210 114V115H211ZM224 114V112H223ZM223 114L221 113V116H223ZM242 114V112H241ZM26 115V116H27ZM218 115V114H217ZM216 115V117H217ZM244 115V114H243ZM260 115V114H259ZM23 116V115H22ZM21 116V117H22ZM26 116H23V119L24 117L26 118ZM119 116V115H118ZM207 116V115H206ZM212 116L215 117V115L212 114ZM235 116V115H234ZM28 117V116H27ZM41 117V118H42ZM211 117V116H210ZM229 115H227L226 117V120H222V122L224 121V132L227 136V138H229L231 141L233 140L232 139V134L231 133V130L229 128ZM233 117V116H232ZM236 117V116H235ZM262 117V116H260ZM30 118V117H29ZM36 118V117H35ZM212 118V117H211ZM220 118V116H219ZM234 118V117H233ZM27 119V118H26ZM38 119V118H37ZM31 120V119H29ZM41 120V119H40ZM104 120V119H103ZM116 120V119H115ZM212 120V119H211ZM211 120L209 119V122H211ZM217 120V119H216ZM232 120V119H231ZM230 120V122H231ZM35 121V119H34ZM33 121V122H34ZM37 121V120H36ZM42 121V120H41ZM236 121V120H235ZM238 121H236V123L238 124ZM22 122V123H20ZM43 122V121H42ZM41 122V123H42ZM110 122V121H109ZM143 122V121H142ZM145 122V121H144ZM206 122V121H205ZM114 123V121H113ZM216 123V122H215ZM19 124L21 126H19ZM43 124V123H42ZM121 124V123H120ZM205 124V123H204ZM218 124V123H217ZM216 124V125H217ZM236 124V125H237ZM19 126L17 128V126ZM26 125V124H25ZM112 125V124H111ZM116 125V124H115ZM119 125V124H118ZM136 125V124H135ZM142 125V124H141ZM146 125V124H145ZM220 125V124H219ZM218 125V127H219ZM234 125V124H233ZM240 125V124H239ZM16 126V127H15ZM211 126V124H210ZM207 127V129H209V127ZM222 126V125H221ZM220 126V127H221ZM28 126H26L27 128ZM37 127V126H36ZM44 127V128H45ZM107 127V126H106ZM128 127V126H127ZM135 127V126H134ZM215 127V125L213 126ZM239 127V126H238ZM32 128V127H31ZM41 128V127H40ZM108 128V127H107ZM113 128V127H112ZM133 128V127H131ZM2 129L5 131L4 133H2ZM23 129V127H22ZM116 129V128H115ZM135 129V128H134ZM133 129V130H134ZM137 129V128H136ZM219 129V128H218ZM231 129H233V127L231 126ZM264 129V128H263ZM25 130V128H24ZM42 130H43V127H42ZM139 130V129H138ZM203 130V129H202ZM206 130V129H205ZM223 130V129H220V131ZM243 130V129H242ZM244 130V131H245ZM34 131V130H33ZM46 131V129H45ZM199 131V130H198ZM211 131V130H209ZM239 131V129H238ZM241 131V130H240ZM239 131V132H240ZM116 132V131H115ZM129 132V131H128ZM208 132V131H207ZM214 132V129L213 131ZM232 132H235L234 130H232ZM243 132V131H242ZM263 132V133H262ZM47 133V132H46ZM134 133L136 134L135 130H134ZM139 133V132H138ZM137 133V134H138ZM146 133V132H145ZM144 133V134H145ZM204 133V131H203ZM202 133V134H203ZM221 133V132H220ZM254 133V134H255ZM21 134V133H20ZM170 134V133H169ZM200 135L201 132L199 133ZM224 134V135H225ZM264 134V130L261 131V135ZM46 135V134H45ZM125 135V134H124ZM130 135V134H129ZM141 135V134H140ZM205 135H206V132H205ZM209 135V134H208ZM234 136L237 135V134H233ZM241 136V133L239 134ZM244 135V134H243ZM242 135V136H243ZM260 135V136H261ZM26 136V135H25ZM128 136V134L126 135V137ZM137 136V135H136ZM144 136V135H143ZM184 136V135H183ZM215 136V135H213ZM212 136V137H213ZM223 136V134H222ZM233 136V137H234ZM21 137V135H20ZM120 137V136H119ZM129 137V136H128ZM127 137V139H128ZM131 137V136H130ZM129 137V138H130ZM203 137V136H202ZM202 137H200L202 139ZM206 137V136H205ZM236 137V136H235ZM234 137V138H235ZM238 137V136H237ZM236 137V138H237ZM254 137V136H253ZM258 137V135L256 136ZM26 138V137H25ZM147 138V137H146ZM180 138V137H178ZM207 138V137H206ZM209 138V137H208ZM216 138V137H215ZM224 138V137H223ZM252 138V137H251ZM22 139V138H21ZM49 139V138H48ZM126 139V140H127ZM134 139V138H133ZM217 140L221 139V138H216ZM226 139V138H225ZM239 139V137H238ZM253 139V138H252ZM259 139V137H258ZM26 140V139H25ZM28 140V139H27ZM42 140V139H41ZM50 140V139H49ZM121 140V138H120ZM132 140V138H131ZM137 140V139H136ZM134 140L133 143H136ZM203 140V139H202ZM212 140V139H211ZM215 140V139H214ZM229 140V141H230ZM256 140V139H255ZM263 140V139H262ZM123 141V140H122ZM133 141V140H132ZM205 141V140H203ZM221 141V140H219ZM238 141V145L241 143L239 142V140H236V142ZM246 141V140H245ZM249 141V140H248ZM261 141V140H260ZM201 142V141H200ZM222 142V141H221ZM224 142V141H223ZM227 142V141H226ZM233 142V141H232ZM235 142V143H236ZM252 142V141H251ZM255 142V141H254ZM257 142V141H256ZM35 143V142H34ZM44 143V142H43ZM122 143V142H121ZM127 143V142H126ZM129 143H130V140H129ZM210 143V142H209ZM208 143V144H209ZM215 144H213L214 146L216 145L217 142H214ZM228 143V142H227ZM230 143V142H229ZM24 144V143H23ZM26 144V143H25ZM32 144V143H31ZM131 144V145H132ZM212 144V142H211ZM219 144V143H218ZM221 144V143H220ZM231 144V143H230ZM234 144V143H233ZM237 144V143H236ZM259 145V142L257 143ZM27 145V144H26ZM37 145V144H36ZM127 145V144H126ZM134 145V144H133ZM138 144H136L137 146ZM141 145V144H140ZM169 145V144H168ZM224 146V144H222ZM232 145V144H231ZM230 145V147H231ZM257 145V146H258ZM261 145V144H260ZM20 146H21V142H20ZM44 146V145H43ZM144 146V145H143ZM184 146V145H183ZM201 146V145H199ZM218 146V145H217ZM228 146V145H227ZM241 146V145H240ZM239 146V147H240ZM256 146V145H255ZM49 147L51 148L50 144H49ZM125 147V146H124ZM134 147V146H133ZM141 147V146H140ZM221 147V146H220ZM226 147V146H225ZM247 147V146H246ZM259 147V146H258ZM23 148V147H22ZM42 148V147H41ZM144 148V147H143ZM201 148V147H200ZM204 148V147H203ZM216 148V147H215ZM224 149H227L224 148V147H221ZM242 148V147H241ZM241 148H236L235 146H232L231 149V152L232 154H229L230 156H232L231 158V162L232 161H238L240 160V158L242 156H245V155H248L247 152L243 151L241 152ZM261 148H262V145H261ZM25 149V148H24ZM29 149V148H28ZM31 149V148H30ZM46 149V148H45ZM156 149V148H155ZM191 149V148H190ZM189 149V150H190ZM214 149V148H213ZM229 149V151H230ZM240 149V150H239ZM243 149V148H242ZM246 148L244 147V150ZM253 149V148H252ZM264 149V147H263ZM21 151V149H19ZM43 150V148H42ZM52 150V149H51ZM50 150V151H51ZM137 150H139V148H137ZM141 150V149H140ZM216 150V149H214ZM218 150V149H217ZM222 150V151H223ZM248 150V149H247ZM262 150V149H261ZM260 150V151H261ZM24 151V150H23ZM148 151V150H147ZM219 151V150H218ZM217 151V152H218ZM227 151V150H226ZM249 151V150H248ZM258 151V150H257ZM28 152V151H27ZM41 152V151H40ZM141 152H144L141 150ZM203 152V151H202ZM206 152V150L204 151ZM259 152V151H258ZM263 151H261L259 153V155L255 156L254 157L252 156L248 161H246V165L247 168H250L252 170V176L254 178H258L260 179V177L262 176V172L260 173V177L259 174V166L263 167L264 166V154H262ZM22 153V152H21ZM20 153V154H21ZM48 153V152H47ZM127 153V151H126ZM157 153V152H156ZM191 153V152H190ZM227 153V152H226ZM251 153V152H250ZM256 153V152H254ZM264 153V152H263ZM17 154V155H16ZM25 154V153H24ZM40 154V153H39ZM216 155V153H214ZM220 154V152H219ZM225 155V152L223 153ZM228 154L227 157H228ZM253 154V152H252ZM26 155V154H25ZM139 155H142V154H139ZM144 155V154H143ZM142 155V156H143ZM149 155V154H148ZM188 155V154H187ZM213 155V156H215ZM222 155V154H221ZM50 156V155H49ZM138 156V155H137ZM175 156V155H174ZM178 156V155H177ZM189 156V155H188ZM194 156V155H193ZM206 156H208L206 154ZM220 156V155H219ZM24 157V156H23ZM22 157V159H23ZM27 157V156H26ZM34 157V156H33ZM53 157V155H52ZM145 157V156H143ZM190 157V156H189ZM224 157V156H223ZM246 157V156H245ZM50 158V157H49ZM131 158V157H130ZM139 158V157H138ZM177 158V157H176ZM206 158V157H204ZM214 158V157H213ZM244 159V157H242ZM248 157H246L247 159ZM28 159V158H27ZM223 159V158H222ZM225 159H227L225 157ZM229 159V157H228ZM29 160V159H28ZM40 160V159H39ZM52 160V159H51ZM130 160V159H129ZM139 160V159H138ZM141 160V159H140ZM149 160V159H148ZM203 160V159H202ZM207 159H205L206 161ZM210 160V159H209ZM19 161V160H18ZM54 161V160H53ZM143 161V160H142ZM190 161V160H189ZM208 161V160H207ZM213 161V160H212ZM227 161V160H226ZM230 161V160H228ZM26 162V161H25ZM131 162V161H130ZM135 162V161H134ZM178 162V161H177ZM176 162V163H177ZM204 162V160H203ZM214 162V161H213ZM221 162V161H220ZM229 162L227 165L230 166V163ZM235 162L233 163L234 165L240 163L238 161V163L235 164ZM242 162V161H241ZM244 162V160H243ZM19 163V162H18ZM51 163V162H50ZM198 163V162H197ZM226 163V162H225ZM34 164V163H33ZM42 164V163H41ZM223 164V162H222ZM221 164V165H222ZM243 166H244V163H242ZM25 165V164H24ZM139 165V163H138ZM192 165V164H191ZM198 165V164H197ZM220 165V168L219 169H224L227 167L225 166L224 168ZM233 165V166H234ZM16 166V167H17ZM22 166V165H21ZM34 166V165H33ZM41 166V165H40ZM47 166V165H46ZM49 166V165H48ZM137 165H135L134 167H136ZM171 166V165H170ZM204 166V165H203ZM224 166V165H223ZM242 166V165H241ZM242 166V167H243ZM26 167V166H25ZM133 167V168H134ZM213 167V166H212ZM232 167V166H231ZM235 167V166H234ZM239 167V165H238ZM34 168V167H33ZM49 168V167H48ZM157 168V167H156ZM218 168V167H216ZM246 168V167H245ZM244 168V169H245ZM246 168V169H247ZM29 165H28V168L26 169H23L22 170V173H24V175L26 174L27 177H30L31 175L29 174V170L32 169H29ZM37 169V168H36ZM53 169V168H52ZM138 169V168H137ZM177 169V168H176ZM190 169H193V168H190ZM197 169V168H196ZM219 169H216V173H217V170L219 171ZM225 169V170H226ZM243 169V170H244ZM50 170V169H49ZM136 170V169H135ZM179 170V169H178ZM186 170V169H185ZM223 170V171H225ZM232 170V169H231ZM238 170V169H236ZM241 170V169H239ZM250 170V171H251ZM261 170V168H260ZM39 171V170H38ZM164 171V170H162ZM221 171V170H220ZM219 171V172H220ZM229 171V170H228ZM227 171V172H228ZM233 171V170H232ZM235 171V170H234ZM233 171V172H234ZM247 171H249L247 169ZM249 171V172H250ZM264 171V170H263ZM19 172V171H18ZM32 172V171H31ZM44 172V171H43ZM46 172V171H45ZM48 172V171H47ZM159 172V171H158ZM184 172V171H183ZM186 172V171H185ZM214 172V171H213ZM214 172V173H215ZM209 173L210 175H208L206 181L199 187V190H201L203 193H205V196H207L208 198V195H210L211 197L213 196V199H215L213 192H215L214 190L217 189L216 187L219 186V183L220 181L223 179L222 176L221 179H220V173ZM222 172V171H221ZM226 172V171H225ZM236 172V171H235ZM242 172V170L240 171ZM239 172V173H240ZM245 172V171H244ZM34 172H32L33 174ZM136 173V172H135ZM139 173V172H138ZM176 173V172H175ZM180 173V172H179ZM189 173H192V172H189ZM199 173V172H198ZM198 173H194V176H197ZM229 173V172H228ZM237 173V172H236ZM237 173V174H239ZM44 174V173H43ZM140 174V173H139ZM201 174V172L199 173ZM223 173H221L222 175ZM227 175V173H225ZM233 174V173H232ZM20 175V174H19ZM29 175V176H28ZM34 175V174H33ZM134 175V174H133ZM132 175V176H133ZM241 175V174H240ZM243 175V174H242ZM248 175V174H247ZM35 176H38V175H35ZM199 176V175H198ZM203 176V175H202ZM219 176V178H218ZM235 176V175H234ZM249 176V175H248ZM264 176V174H263ZM24 177V176H23ZM40 177H42L40 175ZM137 177V176H136ZM146 177V176H145ZM175 177V176H174ZM191 177V176H190ZM227 177V176H226ZM232 177V176H231ZM238 177V176H237ZM242 177V176H241ZM250 177V176H249ZM253 177L251 179H253ZM34 178V177H32ZM37 178V177H35ZM34 178V179H35ZM176 178V177H175ZM179 178V177H178ZM203 178V177H202ZM228 178V177H227ZM230 178V176H229ZM31 179V178H30ZM32 179V180H34ZM39 179V178H38ZM137 179V178H136ZM140 179V178H139ZM138 179V180H139ZM142 179V178H141ZM159 179V178H158ZM167 179V178H166ZM226 179V178H225ZM235 179V178H234ZM243 180L245 179L242 178ZM249 179V178H248ZM31 180V181H32ZM42 180V179H41ZM144 180V179H143ZM169 180V179H168ZM172 180V179H171ZM178 180V179H177ZM187 180V179H186ZM189 180V179H188ZM233 180V178H232ZM230 180V181H232ZM254 180V179H253ZM257 180H255V182L253 183H258ZM262 180V179H261ZM38 181V180H37ZM40 181V180H39ZM135 181V180H134ZM227 181V179H226ZM241 181V180H240ZM260 181V180H259ZM42 181L38 182V183H41ZM42 182V183H43ZM192 182V181H191ZM237 182V181H236ZM264 182V177H263V181ZM36 183V182H35ZM177 183V182H176ZM180 183V182H178ZM194 183V182H193ZM199 183L201 184V182L199 181ZM222 183V182H221ZM232 183V182H231ZM229 184L228 181H227V184L224 183L222 185H224L221 190H223V192H219V193H222L223 194V199L226 201V203L228 204L227 207V210L226 212H232L234 210H237L239 211V209H241V207L237 206L239 204V201H241L242 198H240L242 196V192L240 190V188L236 187V185H232V184ZM234 183V182H233ZM238 183V182H237ZM250 183V182H249ZM248 183V184H249ZM252 183V184H253ZM37 184V183H36ZM127 184V185H126ZM130 184V183H129ZM135 184V183H134ZM138 184V183H137ZM137 184L135 186H137ZM144 184V183H143ZM142 184V185H143ZM149 184V183H148ZM165 184V183H164ZM183 185V183H181ZM199 184V185H200ZM43 185V184H42ZM159 185V184H157ZM172 185V184H171ZM170 185V186H171ZM179 185V184H178ZM186 185V184H185ZM198 185V186H199ZM218 185V186H217ZM221 185V184H220ZM239 185V184H238ZM251 185V184H250ZM260 185V183H259ZM259 185H258V188H259ZM141 186V184H140ZM146 186V185H145ZM160 186V185H159ZM173 186V185H172ZM171 186V187H172ZM257 186V185H256ZM261 186V185H260ZM34 186H32L33 188ZM142 187V186H141ZM158 187V186H157ZM163 187V186H162ZM242 187V185H241ZM246 188L248 187V185L245 186ZM250 187V186H249ZM248 187V188H249ZM252 187V186H251ZM263 187V186H262ZM187 188V186H186ZM197 188V187H196ZM245 188V189H246ZM40 189V188H39ZM145 189V188H143ZM150 188H147V190H149ZM153 189V188H151ZM159 189V188H158ZM165 189V188H163ZM189 189V188H188ZM251 189H254V188H251ZM262 189V188H261ZM46 190V189H45ZM157 190V189H156ZM162 190V189H161ZM174 190V189H173ZM182 190V189H181ZM218 190V189H217ZM256 190V189H255ZM259 190V189H258ZM263 190V189H262ZM32 191V190H31ZM28 194H30V192ZM137 191V190H136ZM151 191V190H150ZM150 191H147L146 195L150 196L149 199H151L152 201H154V198L156 197H153L154 196V193H158L157 191L153 192L152 195L151 193H149ZM160 191V189H159ZM163 191V190H162ZM160 191V192H162ZM168 191V190H167ZM178 191V190H177ZM198 192V190H196ZM200 191V192H201ZM219 191V190H218ZM216 191V192H218ZM245 191V190H244ZM247 191V190H246ZM252 191V190H251ZM250 191V192H251ZM36 192V191H35ZM135 192V191H134ZM138 192V191H137ZM169 192V191H168ZM185 192V191H184ZM192 192V190H191ZM190 192V194H191ZM264 192V191H262ZM20 193V194H19ZM25 193V194H27ZM124 193V192H123ZM164 193V192H163ZM162 193V194H163ZM186 193V192H185ZM195 193V192H194ZM201 193V194H203ZM218 193V194H219ZM248 193V192H247ZM253 193V192H252ZM255 195H256V191L254 192ZM143 194V193H142ZM169 194V193H168ZM178 194V193H177ZM183 194V193H182ZM190 194H188L187 196H189ZM249 194V193H248ZM251 194V193H250ZM131 195V194H130ZM137 195V194H136ZM139 195V194H138ZM157 195V194H156ZM185 195V194H184ZM217 195V194H216ZM245 195H247L245 193ZM261 195V194H260ZM27 197V195H25ZM125 196V195H124ZM145 196V195H144ZM181 196V195H179ZM178 196V197H179ZM254 196V195H253ZM264 196V194H263ZM159 197V196H158ZM177 197V199H178ZM185 197V196H184ZM195 197V196H194ZM198 198L201 197L200 196H197ZM211 197H210V200H211ZM28 198V197H27ZM49 198V199H50ZM119 198V197H118ZM124 198V197H123ZM122 198V199H123ZM129 199V197H127ZM163 198V197H162ZM168 198V197H167ZM173 198V197H172ZM176 198V197H174ZM220 198V197H219ZM217 198V199H219ZM221 198V199H222ZM244 198L247 199V197L245 196ZM252 198V197H251ZM263 198V197H262ZM261 198V199H262ZM143 199V198H142ZM147 199V197H146ZM183 199V198H182ZM192 199V198H191ZM202 199V198H201ZM259 199V198H258ZM22 200V199H21ZM26 200V198H25ZM33 200V199H31ZM118 200V199H117ZM121 200V199H120ZM119 200L120 203H123V201L121 202ZM127 200V199H126ZM124 200V202L126 201ZM179 200V199H178ZM181 200V199H180ZM199 200V199H198ZM204 200V199H203ZM209 200V198L207 199V201ZM209 200V201H210ZM216 200V199H215ZM23 201V200H22ZM30 201V199H29ZM35 201V200H34ZM67 201V199H66ZM116 201V200H115ZM114 201V202H115ZM132 201H134V204L135 202L137 201L138 202V198L137 196L136 197H133ZM174 201V199H173ZM184 201V200H183ZM187 203V200H185ZM202 201V200H201ZM205 201V200H204ZM206 201V202H207ZM257 201V200H256ZM263 201V200H262ZM24 202V201H23ZM38 202V201H36ZM59 202V203H60ZM113 202V203H114ZM117 202V201H116ZM147 202V201H146ZM149 202V201H148ZM167 202V201H166ZM176 202V200L174 201V203ZM178 202V201H177ZM188 202H192L193 204V200L192 201H188ZM197 202V201H196ZM224 202V201H223ZM221 202V203H223ZM244 202V200L242 201ZM252 203V201H250ZM254 202V201H253ZM18 203H21L20 200ZM17 203V204H18ZM25 203V202H24ZM47 203V202H46ZM55 204V202H52ZM58 203V204H59ZM62 203V204H63ZM67 203V202H66ZM120 203L117 202V204L120 205ZM130 203V202H129ZM152 203H155V202H152ZM179 201V205H181ZM201 205H203L202 203H204L202 201L199 202ZM23 204V203H22ZM61 204V203H60ZM65 204V203H64ZM115 203V205H117ZM137 204V203H136ZM157 204V203H156ZM177 204V203H175ZM183 204V203H182ZM191 204V203H189ZM188 204V205H189ZM196 204V203H195ZM199 204V205H200ZM207 204V203H206ZM242 204V203H241ZM240 204V205H241ZM257 204V203H256ZM66 205V204H65ZM72 205V204H70ZM184 205V204H183ZM198 205V206H199ZM220 205V204H219ZM244 205V204H242ZM264 205V204H263ZM15 206V207H14ZM21 206V205H20ZM23 206V205H22ZM29 206V205H28ZM27 206V207H28ZM112 209H110V213L111 212H118V206L114 207V205H112ZM175 206V205H174ZM204 206H206L205 204L203 205V208ZM223 206V205H222ZM18 207V206H17ZM59 207V206H58ZM69 207V206H68ZM67 207V209H68ZM158 207V206H157ZM184 207V206H183ZM185 207H190V206H185ZM192 207V206H191ZM197 207V206H196ZM202 207V206H201ZM200 207V208H201ZM221 207V206H220ZM248 207V206H247ZM254 207V206H253ZM20 208V207H19ZM22 208V207H21ZM72 208L73 212H76L74 211L73 207L70 206V209ZM104 208V207H103ZM117 208V209H116ZM150 208H156V207H150ZM149 210L145 213L144 212V217L145 219L148 218V216L150 217V215L152 214V212H155L153 210ZM173 208V207H172ZM199 208V209H200ZM201 208V209H203ZM213 208V207H212ZM217 208V207H216ZM215 208V209H216ZM224 208V209H225ZM245 208V207H243ZM249 208V207H248ZM88 209V208H87ZM89 209V210H90ZM120 209V208H119ZM181 209V208H180ZM190 209V208H188ZM193 209H194V206H193ZM197 209V210H199ZM200 209V210H201ZM222 209V207L220 208V210ZM262 209V208H261ZM20 210V209H18ZM25 210V209H24ZM71 210V211H72ZM90 210V211H91ZM121 210V209H120ZM134 210V209H133ZM174 211L176 210L173 209ZM172 210V211H173ZM179 210V208H178ZM183 210V208L181 209ZM187 209H184V211H186ZM195 209V211L197 212V216H198V212L200 211H197ZM205 210V208H204ZM204 210H201V211H204ZM242 210V209H241ZM249 210V209H248ZM255 210V209H254ZM257 210V209H256ZM26 211V210H25ZM67 211V210H66ZM78 211V210H77ZM170 211V210H169ZM180 211V210H179ZM183 211V212H184ZM190 211V210H188ZM187 212L183 213L181 211V213L177 212L178 215L176 216L177 217V220H173V222H177V226L174 228V230H171L170 232L169 231V228L166 232L163 233V230L164 228L163 227H170L171 229H173V227H171L170 225H172V220L170 219V221H163L160 224H163L161 225L160 227L157 228V226H155V228H153L154 226H150V224L146 223L148 222L147 220L142 219V216H141V219L142 221L140 220V223L142 222V224L140 225L139 223V227L138 229L136 230L137 232H135L136 236L134 238H136V244H137V250H139V248L147 253V255L145 256V258H147L148 256V261L150 260V263L151 264H183L182 261H184L186 264H197V254H199L201 251H204L205 254H203V259H202V252H201V260H202V264H235V263H230L229 261V256L232 254V252L234 251L233 249H235L233 246L229 245L228 243L226 244H222L221 246L219 247H216L214 248L213 245L216 244L215 240L216 239L214 236L216 234V229L218 228L217 226V223L215 221H209V224L211 222V225L209 228H206V229H200V230H197V228L195 229V226L194 223H197V221H194V219L198 218L199 217H195V218H192V219H187V214H189ZM194 211V213H195ZM207 211V209H206ZM213 211V209H212ZM219 211V210H218ZM252 211V210H251ZM22 214H23V211H21ZM36 212V211H35ZM68 212H70L68 210ZM143 212V211H142ZM162 212V211H161ZM165 212V211H164ZM168 212V211H167ZM176 212V211H175ZM210 212V211H208ZM241 212V211H240ZM239 212V214H240ZM243 212V211H242ZM241 212V213H242ZM256 212V211H255ZM261 212V211H260ZM77 213V212H76ZM104 213V212H103ZM107 213V212H106ZM113 213V214H114ZM172 213V212H171ZM174 213V212H173ZM175 213V215L177 214ZM193 213V212H191ZM190 213V214H191ZM202 213V212H201ZM207 213V212H206ZM205 213V214H206ZM212 213H215L214 211ZM224 213V212H223ZM257 213V212H256ZM27 214V213H26ZM29 214V213H28ZM73 214V213H71ZM79 214V213H78ZM88 214V213H87ZM87 214H84L85 217L87 216ZM105 214V213H104ZM111 213L110 216H113V218H115L116 220H121L118 216L120 215L119 213H115L116 215L118 216H115ZM127 214V213H126ZM130 214V213H129ZM161 214V213H160ZM159 214V215H160ZM163 214V213H162ZM25 215V214H24ZM23 215V217H24ZM42 215V214H41ZM70 215V214H69ZM157 215V214H156ZM165 215V214H164ZM192 215V214H191ZM203 215V214H201ZM224 215V214H223ZM246 215V214H244ZM255 215V214H254ZM32 216V215H31ZM35 216V215H34ZM40 216V214L38 215ZM66 216V214H65ZM71 216V215H70ZM77 219V218H81L82 220V216L83 214L81 215H74ZM104 216V215H102ZM109 216V217H110ZM115 216V217H114ZM190 217V215H188ZM212 214H210V216L208 215V217L211 218ZM215 216V215H214ZM221 216V214H219V217ZM226 216V215H225ZM229 216V215H228ZM241 216V214H240ZM247 216V215H246ZM250 216V215H249ZM21 217V215L19 216V218ZM67 217V216H66ZM90 217V216H89ZM97 217V216H95ZM139 217V216H138ZM147 217V218H146ZM176 217H174L176 219ZM202 217V216H201ZM216 217V216H215ZM214 217V218H215ZM218 217V218H219ZM227 217V216H226ZM232 217V216H231ZM29 218V217H28ZM41 218V217H39ZM38 218V219H39ZM74 218V217H73ZM173 219V216L171 217ZM203 218V217H202ZM230 218V217H229ZM228 218V219H229ZM233 218V217H232ZM243 220L246 218L242 217ZM252 218V217H251ZM21 219V218H20ZM61 219V218H60ZM71 219V218H70ZM137 219V218H136ZM150 219V218H149ZM157 219V218H156ZM204 219H205V216H204ZM209 219V218H208ZM223 221H219L220 222V227H221V224H224L226 223V219L225 217H222ZM227 219V220H228ZM250 219V218H249ZM28 220V219H27ZM36 220V218H35ZM100 220V219H99ZM102 220V219H101ZM111 220V219H110ZM118 220V221H119ZM145 220V221H144ZM200 220V219H199ZM202 220V219H201ZM231 220V219H230ZM247 220V219H246ZM18 221V219H17ZM73 221V220H72ZM77 221V220H76ZM80 221V220H79ZM114 221V220H113ZM132 221V220H131ZM208 221V220H207ZM217 221V220H216ZM232 221V220H231ZM249 221V220H248ZM251 221V220H250ZM94 222V220H93ZM105 222V221H104ZM117 221H114L115 225L117 226V224L121 227V223H122V220L119 224V222L116 224ZM128 222V221H127ZM194 222V223H193ZM216 223V224H213V223ZM229 222V221H228ZM234 223V221H232ZM232 222H229L231 223V225H233ZM253 222V221H252ZM62 223V222H61ZM72 223V222H71ZM157 223V222H156ZM155 223V224H156ZM201 223V222H200ZM204 223V222H203ZM240 223V222H239ZM241 223H242V220H241ZM247 223V222H246ZM22 224V223H20ZM58 224V223H57ZM66 224V223H64ZM89 224V223H88ZM95 224V223H94ZM97 224V223H96ZM135 224V223H133ZM208 225V223H206ZM249 224V223H248ZM262 224V223H261ZM62 225V224H61ZM75 225V224H74ZM83 225V224H82ZM112 225V224H111ZM206 225V226H207ZM213 225H216V227H213ZM229 225V224H228ZM240 225V224H239ZM238 225V226H239ZM250 225H252L250 223ZM18 227V224L16 225ZM27 226V225H26ZM25 226V227H26ZM198 226H199V223H198ZM205 226V225H203ZM225 226H227V224H225ZM244 226V225H243ZM6 229L3 230V229ZM16 227V228H17ZM21 227V226H20ZM28 227V226H27ZM41 227V226H39ZM245 227V226H244ZM252 227V226H250ZM48 228V227H47ZM77 228V227H76ZM135 228V227H134ZM202 228V227H201ZM213 228H216L215 230ZM234 228V227H233ZM236 228V226H235ZM254 228V226H253ZM251 228V229H253ZM24 229V227H23ZM42 229V227H41ZM84 229V228H83ZM89 229V228H88ZM114 229V228H113ZM221 229V228H220ZM238 229V228H237ZM250 229V230H251ZM15 230V228L13 229ZM44 230V229H43ZM58 230V229H57ZM77 230V229H76ZM87 230V229H86ZM90 230V229H89ZM95 230V229H94ZM129 230V229H128ZM224 230V229H223ZM230 230V229H229ZM249 230V231H250ZM256 230V229H255ZM10 233L12 234L13 232ZM16 231V230H15ZM78 231V230H77ZM80 231V230H79ZM92 231V230H91ZM109 231V230H108ZM218 231V230H217ZM220 231V230H219ZM240 230H238L239 232ZM244 232V230H241V232ZM252 231V230H251ZM251 231L249 233H251ZM262 231V230H261ZM18 232V231H17ZM47 232V231H46ZM50 232V231H49ZM53 232V231H52ZM224 232L226 233L227 232V229L224 230ZM230 232V231H228ZM232 232V231H231ZM255 232V231H254ZM10 233H7L8 236ZM16 233V232H14ZM32 233V232H31ZM75 233V232H74ZM78 233V232H77ZM82 233V231H81ZM86 233V232H85ZM84 233V234H85ZM101 233V232H100ZM131 233V232H130ZM215 233V234H214ZM218 233V232H217ZM221 233V231H220ZM218 233V234H220ZM223 233V232H222ZM235 233V232H234ZM28 234V233H27ZM103 234V233H102ZM216 234V235H218ZM236 234V233H235ZM241 234V233H240ZM253 234V233H252ZM20 235V234H19ZM93 235V234H92ZM108 235V234H107ZM114 235V234H113ZM222 235V234H221ZM224 235V234H223ZM222 235V236H223ZM229 235V234H228ZM234 235V234H233ZM232 235V236H233ZM239 235V234H237ZM249 234L247 232H245V235H242L244 236V238L241 240L243 241H239L238 243H240L239 245V249L241 251V253H244L245 255H250L251 256V252H252V248L249 246V244L251 243H248V238L247 237ZM14 236V235H13ZM17 236V235H16ZM62 236V235H61ZM72 236V235H71ZM79 236V235H78ZM169 236L170 237V240L168 241H163L165 242L164 245H162V238H165ZM225 236V235H224ZM241 236V235H240ZM18 237V236H17ZM20 237V236H19ZM90 237V236H89ZM96 237V236H95ZM100 237V236H99ZM122 237V236H121ZM120 239L124 240V237H122ZM129 237V236H128ZM132 237V235H131ZM182 238V240L179 239ZM238 237V236H237ZM15 238V237H14ZM106 238V237H105ZM116 238V237H115ZM133 238V237H132ZM168 238V237H167ZM166 238V239H167ZM214 238V239H213ZM225 238V237H224ZM235 238V236H234ZM58 239V240H57ZM99 239V238H98ZM130 239V238H129ZM165 239V240H166ZM222 239V237H221ZM237 239V238H236ZM73 240V239H72ZM86 240V239H85ZM122 240L120 241V243H122ZM177 240L179 242H177ZM205 240H207L209 243L207 244L208 246L210 247H203L202 246V242H204ZM240 240V239H238ZM98 241V240H97ZM131 241V240H130ZM175 241L177 242L175 244ZM202 241V242H201ZM89 242V241H88ZM90 242H91V239H90ZM206 242V241H205ZM221 242V241H219ZM223 242V241H222ZM221 242V243H222ZM237 242V241H236ZM262 242V239L261 241ZM92 243V242H91ZM106 243V242H105ZM108 243V242H107ZM179 243V245H178ZM77 244V243H76ZM111 245H113L112 243H110ZM228 244V245H227ZM233 244H235L233 242ZM237 244V243H236ZM259 244V243H258ZM257 244V245H258ZM104 245V244H103ZM74 246V245H73ZM85 246V244H84ZM107 246V245H106ZM136 246V245H135ZM264 245H262L263 247ZM115 247V246H114ZM135 248V247H134ZM259 248V247H258ZM261 248V247H260ZM264 248V247H263ZM82 249V248H81ZM119 249V248H118ZM122 249V248H121ZM120 250V249H119ZM123 250H126V249H123ZM137 250H134L136 252V260H131L132 262L133 261H137L138 262L140 261V258L137 259V257H141V255L139 254L140 251L137 252ZM264 250V249H262ZM89 251V250H88ZM130 251V250H128ZM127 251V252H128ZM132 251V250H131ZM130 251V252H131ZM141 251V252H142ZM256 251V250H255ZM93 252V251H92ZM109 252V251H108ZM134 252V253H135ZM261 252V251H260ZM80 253V252H79ZM106 253V252H105ZM123 253V252H122ZM126 253V251H125ZM129 253V252H128ZM126 253V255L128 254ZM139 255H138V254ZM144 253V254H145ZM236 253H238L236 251ZM259 253V252H258ZM124 254V253H123ZM132 254V253H130ZM240 254V253H239ZM262 254V252H261ZM264 254V252H263ZM105 255V254H104ZM110 255V254H109ZM120 255V254H119ZM234 255V253H233ZM84 256V255H83ZM232 256V255H231ZM255 256V254H254ZM253 256V257H254ZM256 256H259L256 255ZM92 257V256H91ZM99 257V256H98ZM108 257V256H107ZM143 257V256H142ZM97 258V257H96ZM120 260L123 259L122 257H119ZM118 258V259H119ZM144 258V259H145ZM95 259V258H94ZM142 259V258H141ZM182 259V261H181ZM235 259V258H233ZM259 259H261V257H259ZM263 259V258H262ZM261 259V260H262ZM99 260V259H98ZM105 260V259H104ZM124 260V259H123ZM122 260V261H123ZM147 260V259H145ZM252 260V258H251ZM264 260V259H263ZM86 261V260H84ZM94 261V260H93ZM126 261H129V260H126ZM119 262V260L117 261L118 264H135V262L133 263H129V262ZM144 261V260H142ZM141 261V263H142ZM235 261V260H234ZM258 261V260H256ZM260 261V260H259ZM103 262V261H102ZM137 262V264H138ZM145 262V261H144ZM204 262V263H203ZM253 262V261H252ZM87 263V262H86ZM93 263V262H91ZM105 263V262H104ZM243 263V262H242ZM248 263V261H247ZM250 263V262H249ZM261 263V262H260ZM100 264V263H99ZM108 264V263H106ZM116 264V263H115ZM145 264V263H144ZM200 264V262L198 263ZM251 264V263H250ZM257 264V262H256ZM261 264H264L261 263Z\"/></svg>", "mask_w": 264, "mask_h": 264}]
</instances>
